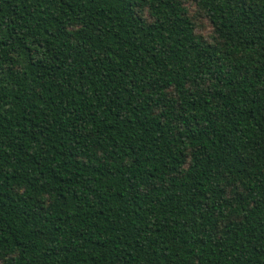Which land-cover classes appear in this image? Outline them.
Returning <instances> with one entry per match:
<instances>
[{
  "label": "trees",
  "instance_id": "1",
  "mask_svg": "<svg viewBox=\"0 0 264 264\" xmlns=\"http://www.w3.org/2000/svg\"><path fill=\"white\" fill-rule=\"evenodd\" d=\"M0 0V264H264V0Z\"/></svg>",
  "mask_w": 264,
  "mask_h": 264
},
{
  "label": "rangeland",
  "instance_id": "2",
  "mask_svg": "<svg viewBox=\"0 0 264 264\" xmlns=\"http://www.w3.org/2000/svg\"><path fill=\"white\" fill-rule=\"evenodd\" d=\"M190 15L194 18L197 24V32L203 35L206 39L212 40L214 35L213 26L204 15V13L198 8L197 4L192 0H184Z\"/></svg>",
  "mask_w": 264,
  "mask_h": 264
}]
</instances>
